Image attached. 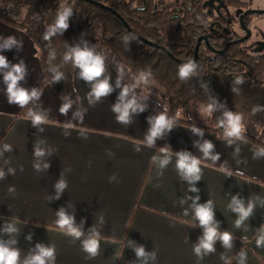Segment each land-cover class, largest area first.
<instances>
[{"label":"crops","instance_id":"crops-1","mask_svg":"<svg viewBox=\"0 0 264 264\" xmlns=\"http://www.w3.org/2000/svg\"><path fill=\"white\" fill-rule=\"evenodd\" d=\"M0 56V246L18 253L16 264H39L34 258L46 249L44 264H264L263 148L168 121L150 143L160 113L102 60L92 80L75 66L76 103L49 85L36 92L38 48L25 29L1 20ZM16 65V86L36 93L23 106L9 102L5 79ZM103 80L109 91L97 97ZM130 102L120 120L117 106ZM180 155L200 161L198 179L177 167ZM199 206L212 212L208 225ZM61 213L79 236L59 225ZM209 227L216 235L205 248ZM92 237L94 254L85 248Z\"/></svg>","mask_w":264,"mask_h":264},{"label":"trees","instance_id":"trees-1","mask_svg":"<svg viewBox=\"0 0 264 264\" xmlns=\"http://www.w3.org/2000/svg\"><path fill=\"white\" fill-rule=\"evenodd\" d=\"M53 1L0 0V20L25 29L38 48L42 78L36 92L49 85L62 99L76 103L75 52L87 50L112 71L111 62L116 60L160 87V100L155 101L117 76L169 123L223 137L231 135L226 114L239 113L257 129L240 130L235 136L264 149V55L252 57L235 45L224 54L214 53L223 48L226 38L219 42L210 37L212 19L205 6L210 0H67L60 15ZM219 1L225 7L247 5L241 0ZM62 15L64 28L58 25ZM85 26H93L100 34L77 37ZM199 37H208V46H199L194 62ZM188 65L191 70L181 76V69ZM191 109L210 111V125L188 119Z\"/></svg>","mask_w":264,"mask_h":264},{"label":"clouds","instance_id":"clouds-1","mask_svg":"<svg viewBox=\"0 0 264 264\" xmlns=\"http://www.w3.org/2000/svg\"><path fill=\"white\" fill-rule=\"evenodd\" d=\"M58 25L61 28L67 27L65 24V17L62 15L60 16L58 20ZM48 36H45V39H47ZM75 64L78 65L82 72L81 75L86 80H92L96 77L101 76L103 72V64L99 57H94L90 51L87 50H77L75 52ZM6 65V61L4 57L0 56V66ZM191 70V66H185L181 69V76L186 75ZM22 73V68L19 65H16L13 69V71H10L6 74L5 79L9 82L8 83V93L9 96V102H16L19 105L23 106L28 103L30 98L32 96H35L36 93L32 92L29 93L26 89L18 88L17 80L20 78L18 74ZM59 77H57L58 79ZM109 91V84L106 80L100 81L96 84L94 88L95 95L97 97L106 94ZM125 92L127 89L124 90ZM132 106L131 102L128 104H125L123 108L121 109L119 106H117V110L120 111V120H125L128 116V109ZM68 108V105H64L61 108V112H65ZM41 120L40 115H34L33 121L39 122ZM229 123V134L236 135L240 131V124H239V117H233L229 115L228 119ZM167 126V120L164 114H160L158 118L155 120V124L153 125L151 129V135L148 137L149 142H152V139L157 136L161 132V130ZM212 147L211 143H206L204 145V151L207 154L208 149ZM166 163V161H165ZM200 161L196 158H190L187 155H180L179 160L177 161V167L182 170L188 177H195L199 178L197 175L200 171L199 168ZM242 213V215H247V211L244 210L242 207L237 209ZM196 214L200 220V223L203 225H208L209 221L212 219V212L209 207L207 206H199L197 208ZM59 225L61 227L67 225L69 227V230L74 233L76 236H79L80 233L71 226V220L64 216L63 213H61V218L59 220ZM216 235V231L214 228L209 227L206 231V241L203 243V246L205 248H211V241L214 239ZM230 234L228 232H225L222 236V239L225 243H227L230 240ZM259 244V241H257ZM98 247V241L95 237H92L85 241V248L91 252L95 253ZM142 253V250H140ZM52 250L46 249L42 250L41 255H37L34 259L39 262V264H44L43 256H51ZM18 253L15 250H9L6 247L0 246V264H16Z\"/></svg>","mask_w":264,"mask_h":264},{"label":"flooded vegetation","instance_id":"flooded-vegetation-1","mask_svg":"<svg viewBox=\"0 0 264 264\" xmlns=\"http://www.w3.org/2000/svg\"><path fill=\"white\" fill-rule=\"evenodd\" d=\"M241 1L246 3L247 5L242 8L225 7L219 0H212V2L208 1V3L205 4L206 9L210 13L212 19V24L210 25V37L214 41L217 40L219 42L223 41L224 38H226L223 48L215 50V54H224L231 45H235L240 51L246 52L252 57L264 55V32L256 31V20H254L255 18H257L258 20V18L264 17V8H260L257 6L255 8H252V4L250 1ZM216 10L218 11V14H216L215 16L213 15V11ZM229 10H233V14H231ZM235 26H237V28L243 34L239 35L235 29ZM251 27L259 35V39L251 40ZM207 40L208 37L202 38L200 45H203V47L208 46ZM225 47L226 50L223 53H220L225 49ZM252 50L256 51V54H253Z\"/></svg>","mask_w":264,"mask_h":264},{"label":"rangeland","instance_id":"rangeland-1","mask_svg":"<svg viewBox=\"0 0 264 264\" xmlns=\"http://www.w3.org/2000/svg\"><path fill=\"white\" fill-rule=\"evenodd\" d=\"M245 1H247V0H245ZM248 1L251 2L252 8H255L256 6L260 7V8H264V0H248ZM67 4H68L67 0H54L52 2V5L55 6L57 15H60L63 12V10L67 6ZM71 5H72V7L74 6L73 4H71ZM26 10H27V7H24L23 8V15L26 13ZM213 12L212 13L215 16H216V14H218L217 10L213 11ZM229 12L231 14H233V10H229ZM208 14H209V16H211L209 12H208ZM254 20H256V26H255L256 31L257 32H259V31L264 32V17H260V18H258V20H257V18H255ZM235 29L239 35L243 34L237 28V26H235ZM250 30L252 31L251 40L259 39V35L255 32V30L252 27L250 28ZM98 34H100L99 31L97 29H95L93 26H85V27H81V30L76 33V36L77 37L94 36V35H98ZM252 53L256 54V51L252 50ZM111 64H113L115 67H117L119 69V71H120L121 75L124 77V79L127 82H129L128 84H131L132 86L141 88L144 91L145 95L147 97L151 98L152 100H155V101L160 100V95H159L160 87H158L155 83L148 81L145 78H143L137 74L132 73L127 67H125L119 61L114 60L111 62ZM229 115H231L233 117H237V116L239 117V124H240V130L241 131L246 132V131H249L250 129H251V132L256 131L257 128L254 127L252 125V123H249V121H247V119L243 115H241L239 113H231V112H228L226 114V117H227L226 126L228 128H230L229 123H228ZM186 117L195 123L210 125V123H209L210 111H208V110H200L199 112H195L191 109L188 111V113H186Z\"/></svg>","mask_w":264,"mask_h":264},{"label":"water","instance_id":"water-1","mask_svg":"<svg viewBox=\"0 0 264 264\" xmlns=\"http://www.w3.org/2000/svg\"><path fill=\"white\" fill-rule=\"evenodd\" d=\"M210 2H212V0H210ZM102 7H105V6H103V5H101ZM105 8H107V7H105ZM109 9V8H108ZM141 40H143L142 38H141ZM201 41H202V37H200V38H198V40H197V43H196V46H195V59H196V57H197V51H198V48H199V46H200V43H201ZM147 43H149L148 41H146ZM227 47V46H226ZM226 47H225V49L223 50V51H221L220 53H223L225 50H226ZM195 59H194V61H195Z\"/></svg>","mask_w":264,"mask_h":264}]
</instances>
